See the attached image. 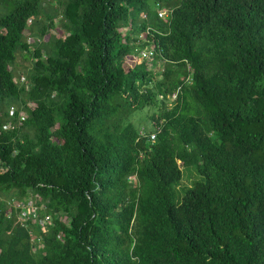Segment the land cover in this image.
Here are the masks:
<instances>
[{"label":"trees","instance_id":"trees-1","mask_svg":"<svg viewBox=\"0 0 264 264\" xmlns=\"http://www.w3.org/2000/svg\"><path fill=\"white\" fill-rule=\"evenodd\" d=\"M4 2L0 264H264V0Z\"/></svg>","mask_w":264,"mask_h":264},{"label":"rangeland","instance_id":"rangeland-1","mask_svg":"<svg viewBox=\"0 0 264 264\" xmlns=\"http://www.w3.org/2000/svg\"><path fill=\"white\" fill-rule=\"evenodd\" d=\"M6 4L4 2V0H0V12L4 11L6 9ZM56 20V19H55ZM120 30L122 31H125L126 30V27H123V28H120ZM50 32H54L56 35H64V32H63V29H62V26H60V23L58 21H56V24L54 27L50 28ZM25 33L28 34L29 33V29H26L25 30ZM33 36V35H32ZM31 35L28 36V39L31 40L33 37ZM48 34L45 35V37L47 38ZM150 46V45H149ZM148 46V47H149ZM148 47H142L137 53H135V57L133 56L132 57V60L135 59L136 61L138 60H141V56H147V62L149 64V66L151 68H155L157 69L158 67V70H160L161 68V65H162V60L160 59H156L155 58V62H154V58L152 57V55L150 53H148ZM22 52H18L17 53V61H16V66H15V72L17 74H19V76H22V77H25V75L27 74V69L28 67L31 65V62L26 59V58H23L22 56ZM130 60V61H132ZM141 110H137V111H134L132 116H133V120L135 122H138L140 124L141 123H144V121L148 124L151 123L150 119L148 116L145 117V119H143L144 115L142 114V112H140ZM144 111L146 113H150L151 109L150 108H146L144 109ZM23 114H25V111H22ZM190 169V170H188ZM198 178V174L193 170V168L191 166H187L185 167V169H183V176L180 180V183L178 185V189L180 190L183 186H189L192 184L193 180L197 179Z\"/></svg>","mask_w":264,"mask_h":264},{"label":"built area","instance_id":"built-area-1","mask_svg":"<svg viewBox=\"0 0 264 264\" xmlns=\"http://www.w3.org/2000/svg\"><path fill=\"white\" fill-rule=\"evenodd\" d=\"M17 79H19L20 81H23L24 77L21 76L20 78H16L15 80H17ZM9 110H10V112H12L13 106H11ZM24 115L25 114H23L21 111V117H23ZM20 124H21V118H18L16 120V122L8 121L7 123H5V125L3 127L4 128H10V127H14L15 125L19 126ZM150 138L153 140L155 138V133H151ZM11 205L18 207V208L24 207V209L22 210V212L19 215V219L21 220V222H25V221H27V219H30V217H31L32 221H35L37 219L39 224L42 226L43 229H46L47 223H51V217L48 214H44L43 216H39L38 209H40L41 207L37 203H35V198H34L33 194H31V193H28L26 195V200L24 202L19 197L12 196L9 200V206H11ZM9 209H10V207H9Z\"/></svg>","mask_w":264,"mask_h":264},{"label":"clouds","instance_id":"clouds-1","mask_svg":"<svg viewBox=\"0 0 264 264\" xmlns=\"http://www.w3.org/2000/svg\"><path fill=\"white\" fill-rule=\"evenodd\" d=\"M155 8L157 9V14L158 16H161V17H164V18H167L169 15H170V12H171V8L168 7V6H163V5H155ZM161 14H160V13ZM150 47H148L149 49ZM149 51V50H148ZM21 76H18L16 78H20ZM15 78V79H16ZM174 95V94H173Z\"/></svg>","mask_w":264,"mask_h":264}]
</instances>
